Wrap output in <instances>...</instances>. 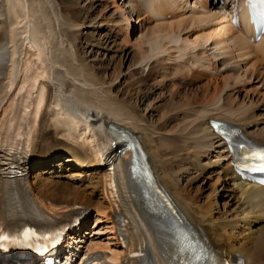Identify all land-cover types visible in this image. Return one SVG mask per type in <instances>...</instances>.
Listing matches in <instances>:
<instances>
[{"label": "bare ground", "instance_id": "obj_1", "mask_svg": "<svg viewBox=\"0 0 264 264\" xmlns=\"http://www.w3.org/2000/svg\"><path fill=\"white\" fill-rule=\"evenodd\" d=\"M101 1L116 9L115 18L106 22L112 36L130 42L131 33L139 29L132 46L138 53L136 64L144 67L143 79L138 68L128 73L113 66L112 74L102 77L100 68L91 69L76 54L77 32L69 31L83 25L64 16L56 0H0V232L7 216L46 218L59 210L84 215L94 210L105 216L109 211L113 226L114 214L128 219L129 241L118 239L120 249L101 252L105 258L126 264L128 253L149 249L155 261L164 264L161 249L171 246L130 180L132 151L119 156L113 150L114 132L126 129L143 143L156 186L168 193L183 222L229 261L264 264V187L240 179L226 141L209 124L213 119L229 122L251 141L264 144V36L256 40L242 0H223L222 5L219 0ZM240 2L243 21L236 28L231 15ZM212 49L215 58L230 55L218 65L208 57ZM220 66L226 70L221 72ZM203 78L208 83L197 90L188 86ZM123 79L136 89L122 101L112 87L122 85ZM255 81L257 92L241 99L242 87ZM168 85L170 101L159 122H152L137 108L145 95L142 88L163 90ZM53 132L62 137L58 142L52 140ZM13 165L24 175L15 185L7 177ZM35 167L48 175L47 182H31L28 175ZM216 167L219 187L212 195L226 193L221 196L229 200L224 206L237 199L230 220L215 213V200L207 205L187 190L202 171ZM68 170L87 177L76 186L56 179ZM96 190L106 198V206L92 199ZM115 196L119 201L112 200ZM81 238L79 230L70 237L75 242ZM101 249L88 247L80 258ZM63 251L64 246L52 249L42 263L32 260L63 264ZM65 255L74 259L77 253L68 250ZM6 264L29 261L19 253Z\"/></svg>", "mask_w": 264, "mask_h": 264}, {"label": "rangeland", "instance_id": "obj_2", "mask_svg": "<svg viewBox=\"0 0 264 264\" xmlns=\"http://www.w3.org/2000/svg\"><path fill=\"white\" fill-rule=\"evenodd\" d=\"M55 6L59 7L60 9L62 8L64 10L65 12L64 16L71 15L74 18L75 23L79 22L80 24L83 25V27H81L80 29L76 26V27L69 29V31L72 33L77 32L76 33L77 35L73 37L77 39L76 40V54H78L80 59L85 60L88 63L89 67H91V69H93V67L96 70L100 68L101 72L98 74L102 77L108 73L112 74L113 66H117L119 69L121 70L123 69L125 72L134 71V70H137L138 68L140 69V72H141L140 74H138L139 75L138 77L139 79L140 77L141 79H143L142 76L144 75H142V71H144V67H140V65L136 64L138 60V53L136 51V48L132 46L134 44L136 45L137 43L136 40H138L137 37L140 36L139 29H137L136 27V31L134 33H131L130 42H125V40L121 38V35L117 36L118 38L112 36V33L108 30V26L106 24L107 21L115 18L114 17L115 15L112 13H115L116 9L113 7L111 2L109 1L105 2L101 0H56ZM133 24L134 26L136 25L138 26V23L136 24L132 23V27H133ZM63 39L65 41V44H64L65 47L71 50V46L68 44L67 38L63 37ZM2 40L3 38H0V45L2 44ZM214 51L216 50L212 49V51H209L208 57L210 59L213 58V60L216 61L218 65H221V60L227 59V57L230 55V54H227L226 56H220V57L218 56V58L217 57L215 58ZM240 61L241 60H237L235 62H239V64L242 65L243 62H240ZM231 64L232 62L230 63L229 67L233 66ZM219 69L221 72H224L226 70L222 66H220ZM214 70L215 69H212L211 72L215 73ZM146 71H148V69ZM203 79L202 80L198 79L196 83H188V86H190L194 90H197L198 87L202 85L204 86L208 83L206 79L205 80ZM122 82H123L122 85L121 83L119 84L121 86L117 84L115 87L113 86L112 92L115 94L118 93L119 94L118 96L120 100L122 101L129 100L131 98V95L135 92L134 89H136V87L128 86L126 83L128 81H125V79H123ZM256 83L257 82L255 81L254 83L253 82L248 83L245 85V87H242L240 91V95L242 97L241 99H243L247 95L248 96H250L251 94L253 95V91L254 93L257 92V89H255L256 86H254ZM142 89L144 90L145 95L140 96L137 108H139V110H141V112H143L144 115L148 117V119L151 120L152 122L153 121L159 122L161 112H163L166 109L168 105V101H170L169 93H170V90H172V86L168 85V87L163 90H159L155 88L151 91L149 90L150 89L149 87H143ZM217 113L218 112H215L214 114H217ZM51 138L54 142H58L57 138H62V137H57L55 133L53 132L51 135ZM65 156L66 155L61 156L60 159L65 160ZM78 161L79 160L75 162H78ZM217 169L219 168L218 167H216L215 169L207 168L204 171H202V174L197 178V180L194 183L188 185L189 187H187V190L193 196L195 194V196H197L200 200H202V202H204L207 205L208 204L210 205L211 200L213 201L215 200L216 204L214 205V208H213L215 209V213L218 212V215H220L223 219L230 220L234 215L233 211L235 210H232V209L233 208L235 209L237 205L236 204L237 199L235 196V198L231 201L230 205L224 206V204L228 202L229 200L226 197H221V196L222 194L225 195L226 193L222 192V194H220L221 192H219L218 195H215V196L212 195L215 188L219 187V184L215 182L217 179L216 178ZM214 171H215V173H213L214 175L211 174ZM40 173H41V170L35 167V170H32V172L28 175L31 182H34L38 179L45 180L44 182H47L46 180L48 178V175L46 174L41 175ZM63 174H64L63 178H56V179L60 180V182L65 183V184L70 183L73 186L80 185L79 184L80 180L81 179L85 180V178L87 177V176H81V175L80 177H77L78 175H75L74 172L70 170L66 171ZM67 175L68 176L71 175V176L67 177ZM90 191H92V189ZM94 192L95 193H93L92 199H94V201L102 202L106 206L107 205L106 198L104 197V195L101 194V191L96 190ZM112 200L119 201L117 196H115ZM99 213L100 211L98 212V211L90 210V213L86 219L85 225L82 227V230H81V233H82L81 241H78V242L74 241V244L72 247L75 248L76 252L78 253L77 254L78 256L85 253L88 250V247L99 248L100 246L103 249L97 250V251L93 250L91 254H96L97 252L107 253V251H108V254H111L112 251L120 249V247L117 246L118 239L122 240V242L125 243V240L129 236L128 233L125 232L126 227H123L121 229L123 230L121 231L122 232L121 233L118 228V225H116L117 223H115L114 225L115 227H114L111 220H108L109 217L111 218V216H109V211L107 212L105 216L99 215ZM114 216H115L114 219L116 221L117 219L116 214H114ZM258 226H260V224L255 225V227H258ZM94 232H96L97 234H95ZM120 236L122 239L120 238Z\"/></svg>", "mask_w": 264, "mask_h": 264}, {"label": "snow or ice", "instance_id": "obj_3", "mask_svg": "<svg viewBox=\"0 0 264 264\" xmlns=\"http://www.w3.org/2000/svg\"><path fill=\"white\" fill-rule=\"evenodd\" d=\"M262 2H264V0H262ZM260 156H261V159H264V153H261ZM7 239H8V237H6V236L0 237V241H5Z\"/></svg>", "mask_w": 264, "mask_h": 264}]
</instances>
